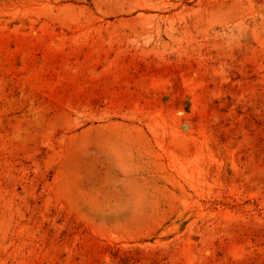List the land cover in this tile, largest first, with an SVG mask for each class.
<instances>
[{
  "label": "rangeland",
  "instance_id": "1",
  "mask_svg": "<svg viewBox=\"0 0 264 264\" xmlns=\"http://www.w3.org/2000/svg\"><path fill=\"white\" fill-rule=\"evenodd\" d=\"M0 264H264V0H0Z\"/></svg>",
  "mask_w": 264,
  "mask_h": 264
}]
</instances>
